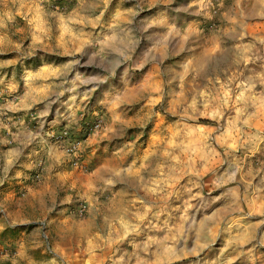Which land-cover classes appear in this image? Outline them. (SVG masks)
<instances>
[{
    "label": "rangeland",
    "instance_id": "obj_1",
    "mask_svg": "<svg viewBox=\"0 0 264 264\" xmlns=\"http://www.w3.org/2000/svg\"><path fill=\"white\" fill-rule=\"evenodd\" d=\"M0 264H264V0H0Z\"/></svg>",
    "mask_w": 264,
    "mask_h": 264
}]
</instances>
